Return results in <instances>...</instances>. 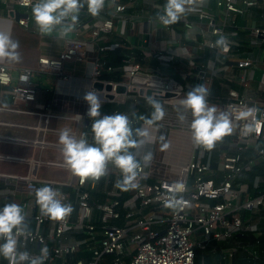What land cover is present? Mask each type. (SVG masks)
<instances>
[{"label":"built area","instance_id":"obj_1","mask_svg":"<svg viewBox=\"0 0 264 264\" xmlns=\"http://www.w3.org/2000/svg\"><path fill=\"white\" fill-rule=\"evenodd\" d=\"M0 1L13 5L10 10L21 9V13L13 12V22L32 29L31 4L25 5L23 0ZM166 2L105 0V6L97 16L87 13L85 5L60 57L41 55L37 68H18L16 79L12 73L14 67L5 60L0 61V86L10 88L8 93L12 99V104H6L0 98V116L3 111L31 112L19 107L16 101L35 100L36 73L54 72L64 80H70L72 75L63 71L64 61L84 60L89 49L98 52L91 66L89 91L98 97L101 94V102L114 99L108 98L107 94L113 92L115 96L117 85H123L125 92L150 89L153 96L158 94L166 99L164 96L170 93L179 99L183 92L197 86L187 81L195 66L189 57L197 50H208L214 58L208 60L207 69L201 75L204 87L211 89L216 65L223 62L230 63L229 71L239 76V83L245 88L241 92L239 88L228 87L222 98L215 100L209 94V104L233 112L246 107L256 108V120L264 123V0H203L202 3L197 0L191 6L193 10L171 25H164L159 20ZM68 22L71 23L70 18ZM139 23L141 30L143 24L147 25L142 32L148 35L142 39L141 54L127 51L122 55L121 65L109 63L103 53L128 44L127 32L135 30ZM154 28L169 36L159 40L157 49L151 48ZM177 33L183 34L187 42L172 39ZM221 36L226 38V51L223 46H216ZM177 64L190 70L179 73L185 83L163 73V67ZM235 68L243 71L237 74ZM103 71H119L126 79H101ZM24 76L28 77L27 82L22 80ZM221 77L226 79V73ZM251 81H258L259 88L255 92L250 87ZM97 82L112 84V91L97 88ZM88 109L86 102L84 113L75 114L73 118L77 122L83 116L88 118ZM40 114L53 115L49 111ZM91 123L89 118L86 124ZM235 123L237 127L231 134L232 140L227 148L218 152L216 164L213 149L206 150L195 144L197 151L179 168L176 178L147 180L150 159L145 161L143 154L133 152L140 168L133 181L136 186L126 190L118 186L123 183V175L111 163L106 175L99 180L87 179L82 183L80 177L73 174L70 180L40 179L33 175L35 167L42 162L35 157L34 151L27 157L0 152V161L13 159L29 164L25 175L0 169V202L11 198L3 203L19 204L26 217L28 233L19 238L18 248L35 257L46 245L49 255L44 264H196V248L217 251V242L228 241L235 234L259 233L264 224V215L260 214L264 209V193L252 194L241 178L256 162L254 156L247 157L243 153L245 150L253 149L256 156L264 157V127L259 134L244 135L245 122ZM6 124L9 122L0 118V126ZM40 129L43 127L38 124L36 130L39 132ZM14 139L22 138L0 132V144ZM18 141L31 142L34 150L39 145H48L37 138ZM87 141L94 143V140ZM61 164L67 167L64 162ZM10 179L14 181L12 185L8 183ZM18 179H25L31 192L29 198L19 203L13 199ZM263 180L257 175L253 188ZM41 183L56 190L57 198L63 203L72 205L73 211L67 218L52 220L41 212L34 194V189ZM96 194H101V198ZM237 246L254 259L260 253L264 255V249L259 252L255 245L251 248L237 243ZM235 250H229L232 259ZM0 264H9V261L0 256Z\"/></svg>","mask_w":264,"mask_h":264},{"label":"crops","instance_id":"obj_2","mask_svg":"<svg viewBox=\"0 0 264 264\" xmlns=\"http://www.w3.org/2000/svg\"><path fill=\"white\" fill-rule=\"evenodd\" d=\"M13 5L4 4L0 1V32L11 34L14 22L12 16L14 13H21V9L15 7V11L10 10ZM32 10V9H31ZM14 12V13H13ZM32 29L34 33L39 35V48L38 57L41 55L51 56L58 58L61 56L65 43L71 36L67 34L53 33L52 35H45L41 33L36 25L33 17ZM145 24L140 29V23L137 28L133 31H128L127 36L129 43L127 45L128 50L121 51V57L123 53L127 51H134L141 54V49L144 44L143 37L147 38L148 35L144 34ZM71 34V33H70ZM169 36L163 34L157 29L152 31V47L157 49L160 42L159 40ZM172 39L186 43L183 34L177 33L172 36ZM181 43V44H182ZM96 49H89L86 52V59L84 60H65L63 63V71L66 74H71L70 80H64L61 75L54 72H48L39 74L36 73L34 81L37 85L36 98L33 101L17 100V105L21 108L31 110V112L21 111H3L1 113V120L9 122V124L1 125L0 132L9 134L11 136L20 137L22 139L10 140L7 143L0 144V152L7 155H18V156H30L33 151L35 157L41 159V163L35 167L33 175L40 179H54V180H70L72 172L61 163L64 162L62 145L59 143V135L61 131L68 130L76 138H86L89 140L90 126L86 124L87 118L83 116L80 122H77L73 116L75 114H82L85 111L86 102L83 96L86 91L90 89V71L92 62L97 57ZM194 61V68L191 70V75L188 78H193L198 85L197 79L201 77L200 67L203 71H206V64L209 59L214 58V54L208 50H197L196 54L191 55ZM6 61V59H4ZM0 60V61H4ZM201 60H203L201 62ZM156 63V62H155ZM150 64H154L151 62ZM35 65V64H34ZM38 63H36V68ZM230 63L219 62L216 65V77L219 79L220 85L227 91L228 87L239 88L241 92L245 91V88L239 83V79L233 71H229ZM33 68H35L33 66ZM163 73L166 76H172L175 80L182 82V75L179 73L190 72L188 68L183 65L169 66L162 68ZM234 71L242 72L237 68ZM13 77L16 79L18 68L14 67ZM188 73V72H187ZM226 73L227 78L223 79L221 76ZM124 77V76H123ZM126 78L124 77L123 80ZM214 81V80H213ZM203 85L205 82L203 81ZM250 87L252 91H256L259 88L258 81H251ZM133 91V90H130ZM130 91L121 90L115 94L113 100L122 101L126 98L127 93ZM145 91V90H144ZM137 92V91H136ZM189 91L183 92L179 99L173 98L172 96L166 99L160 98L162 101V109L164 116L162 119L154 121L153 124L148 125L145 121L135 120L132 122L134 129H142L147 131L146 137H140L144 143L131 151L137 154H143L146 156L151 153V159L147 166L149 181H154L160 178H176L178 176L179 168L187 163L192 154L197 151L195 149V143L192 139L190 124L192 121V115L190 110H186L180 104V101L184 99ZM140 97H146L145 94H138ZM101 97V94H99ZM0 98L6 104H12V99L8 92L0 86ZM148 98V97H146ZM154 98V97H152ZM49 111L52 116L43 115L40 113H46ZM154 112V108L152 114ZM181 115L184 119H180ZM152 118V116H151ZM150 118V119H151ZM40 124L43 129L39 132L36 130V126ZM24 138V139H23ZM37 138L40 141L48 143L46 146H37L34 150V146L31 142L18 141V140H33ZM164 144H168L167 148H163ZM229 143H223L219 145L214 151H220L225 148ZM217 156L213 158L214 164L217 162ZM56 162V163H50ZM59 163V164H58ZM29 164L25 161H18L13 159H6L0 161V169L8 173L25 175L28 171ZM10 185L14 183L12 179L8 181ZM17 192L13 198L16 202H21L31 196V192L27 189V182L25 179L16 180ZM42 184V183H41ZM40 184V185H41ZM11 200V198H5L0 202V207L3 206L4 201ZM3 203V204H2ZM10 203V201L8 202ZM230 249H223L219 252L215 250H205L206 253L210 254L212 264H230L233 259L229 257Z\"/></svg>","mask_w":264,"mask_h":264},{"label":"clouds","instance_id":"obj_3","mask_svg":"<svg viewBox=\"0 0 264 264\" xmlns=\"http://www.w3.org/2000/svg\"><path fill=\"white\" fill-rule=\"evenodd\" d=\"M25 5H32V15L37 29L45 34L53 33L70 34L78 22L82 10L92 16H97L105 6V0H23ZM203 2V0H199ZM197 0H167L159 20L164 25L179 22L183 16L193 10L192 5ZM69 18L71 23H69ZM216 46L226 47V38L221 36L216 41ZM19 42L14 41L9 34L0 32V60L8 59L19 62L21 57L17 51ZM27 82L28 77H22ZM210 90L203 84L194 86L180 104L184 109L190 110L193 117L190 129L192 139L197 146L212 150L218 141L231 135L237 124H243V134L249 135L261 131L264 123L256 120L258 109L246 107L238 112L220 110L215 105H210L207 97ZM83 99L89 105L88 117L92 119L91 132L94 143H89L86 138L77 139L68 130L61 131L59 143L62 145L64 163L73 175L80 177L83 183L87 179L99 180L106 175L109 163L118 168L123 175V183L118 186L125 188L135 187L133 183L137 176L140 164L132 149L140 147L147 131L134 129L132 120L127 114L116 112L102 114V102L93 91H86ZM147 102L154 108L151 119H146L148 125L160 120L164 116L162 106L152 97ZM81 117H79V120ZM141 119H145L141 117ZM180 119H184L181 115ZM164 144L163 148H167ZM145 161L151 159V153L144 157ZM177 188L180 185L176 186ZM36 202L41 212L52 220H63L73 211L72 205L63 203L58 199V193L50 186L34 189ZM23 208L16 203H7L0 207V256L7 259L9 264H44L49 255L47 246H42L39 256H31L28 251L18 248L19 238L28 233L25 224Z\"/></svg>","mask_w":264,"mask_h":264},{"label":"trees","instance_id":"obj_4","mask_svg":"<svg viewBox=\"0 0 264 264\" xmlns=\"http://www.w3.org/2000/svg\"><path fill=\"white\" fill-rule=\"evenodd\" d=\"M10 36L14 41L19 42V48L17 49V51L20 53L21 59L19 62H14L6 59L5 62L8 65L17 68H33V66L36 68V63H38L39 60V57L37 55L39 48V35L29 29H26L16 21L14 22V25L12 27ZM127 45L128 44L122 45L120 46V48L116 49H108L103 53V55L109 63H112L115 66H119L122 63V57L120 55L121 51L128 50ZM249 50H252V48H250ZM202 61L203 60H201V62ZM123 78V75L119 71H103L101 74V79L122 81ZM187 81L196 85V82L193 78H187ZM182 83H185V81L182 80ZM3 88L6 92L10 90L9 87ZM224 91L225 90L220 85L219 79H214L210 89L212 100L222 98V94L224 93ZM138 94L139 93L136 91H130L129 93H127L126 98L122 101L112 100L102 102V114H113L115 113V111H121L124 114H127L132 122L135 120H139L140 122L145 121L146 119H150L152 116L153 107L147 102L146 97H140ZM153 99H155L160 103V105H162V100L160 98L154 97ZM141 117H144L145 119H141ZM89 134V140H94L93 133L91 132V126ZM231 140V135L225 136L221 141H218L216 143L214 149L217 150L219 145L223 143H229ZM243 153L247 157L254 156L256 158V162L252 166V170L245 173L241 178L242 181L246 184V189H248L252 194L264 193V180L259 184L257 188H253L252 186L253 180L257 175L262 176L264 179V157H261L259 155L256 156L253 149L245 150ZM217 154L218 151H214V157H216ZM45 185L47 184H41L39 188ZM96 196L101 198V194H96ZM260 214L261 216L264 215V209ZM247 216H249V214H247L246 217ZM257 240H259L258 244H256ZM237 243L247 244L251 248L255 245V248H257L259 252H261V250L264 249V224L262 230L259 233L245 232L244 234H235L234 237L228 241L217 242V252L223 249H236L235 257L230 264H264V255L260 253L259 257L254 259L248 255L247 251L243 252V248H239L237 246ZM195 263L212 264L210 254L206 253L205 249L196 248Z\"/></svg>","mask_w":264,"mask_h":264},{"label":"water","instance_id":"obj_5","mask_svg":"<svg viewBox=\"0 0 264 264\" xmlns=\"http://www.w3.org/2000/svg\"><path fill=\"white\" fill-rule=\"evenodd\" d=\"M67 35L73 36V34H67ZM198 69L200 70V75H203L204 74V71L200 67H198ZM197 82H198V84H203V78L202 77H199L197 79ZM95 86L97 88L105 87V89L108 90V91H112V89H113V86L110 83H107V84L104 85L102 82H97L95 84ZM115 89L118 92V91H121V90H125V87L123 85H117ZM138 93L141 94V95L142 94H145L146 97H149L150 96V97H160V98H163L162 96H160L158 94H155L153 96L152 95V91L150 89L149 90H146V91H144L143 89H139L138 90ZM169 96H172V95L170 93H167L164 97H169ZM107 97L110 98V99L114 98V93L113 92H109L107 94ZM100 98L102 99L103 97L101 96Z\"/></svg>","mask_w":264,"mask_h":264}]
</instances>
